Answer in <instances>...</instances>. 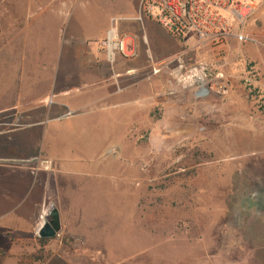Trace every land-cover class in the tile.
Masks as SVG:
<instances>
[{"label": "rangeland", "instance_id": "374dc122", "mask_svg": "<svg viewBox=\"0 0 264 264\" xmlns=\"http://www.w3.org/2000/svg\"><path fill=\"white\" fill-rule=\"evenodd\" d=\"M137 3L77 0L73 12L119 16L110 22L130 52L128 27L138 22L128 16ZM246 30L257 43L207 44V53L259 45L264 59V0ZM115 58L105 63L117 87L114 71L132 56ZM197 59L212 62L188 55L184 63ZM246 76L233 91V119L242 123L231 124L232 139H224L223 123L201 119L195 138L160 142L129 132L130 98L74 106L70 91H19L15 77H0V264H264V68L249 67ZM218 84L223 91L205 97L220 104L226 87ZM18 129L28 135L22 150ZM50 206L60 228L39 240L35 228Z\"/></svg>", "mask_w": 264, "mask_h": 264}, {"label": "crops", "instance_id": "0c3cea01", "mask_svg": "<svg viewBox=\"0 0 264 264\" xmlns=\"http://www.w3.org/2000/svg\"><path fill=\"white\" fill-rule=\"evenodd\" d=\"M76 1L0 0L1 78L15 77L19 91H70L68 102L74 106L93 103L113 106L130 98L136 104L133 105L129 132L142 133L149 141L193 139L200 134L198 125L201 119L208 123H223L224 139H232L231 124L242 123L241 116L239 121L233 119V91L237 81L240 80L241 85V80L247 79L249 67L264 68L259 45L242 46L238 52L229 51L223 55L207 53L206 43L194 44L192 32L186 33L181 40L176 39L156 21L143 15L140 20L131 19L137 20L138 27L129 25L131 30L128 34L122 33L127 34L129 48L134 50V54L128 66L114 71L117 74L114 80L117 87H114L98 42L108 28L118 31L110 18L119 16L110 13L101 17L99 13L95 17L81 10L73 12ZM109 7L114 11L119 5ZM134 10L136 13L137 5ZM255 18L259 28V13ZM177 53H182L184 62L191 55L207 58L218 67L214 69L211 81L224 80L226 92L222 103H216L211 94L197 99L192 88L176 81L174 64L163 65L162 62ZM220 57L224 62L221 68L218 64ZM155 67L158 70L151 73ZM73 81L79 84L74 85ZM239 92V99L242 100L243 90L240 88ZM243 96L246 98L244 92ZM215 109H221V113L217 115ZM53 111L59 113L56 107ZM18 130L15 132L16 146L22 150L28 135L26 131ZM39 134L40 128L37 130L38 140ZM7 145H4L6 151ZM262 154L264 126L260 122L259 156ZM260 257L264 259V251ZM55 264L67 263L59 261Z\"/></svg>", "mask_w": 264, "mask_h": 264}, {"label": "built area", "instance_id": "2783aa9c", "mask_svg": "<svg viewBox=\"0 0 264 264\" xmlns=\"http://www.w3.org/2000/svg\"><path fill=\"white\" fill-rule=\"evenodd\" d=\"M259 0H139L132 18L140 20L145 15L160 24L170 35L181 40L186 33L194 34V44L221 45L227 42L257 43L246 30L249 18L257 10ZM116 19L111 17L110 20ZM107 61L116 55L131 56L125 50L124 36L108 28L98 42ZM175 63V79L183 86L192 88L195 98L205 97L211 89L223 91L222 84L209 83L214 72L212 62L202 59L184 63L182 53H177L162 62ZM158 70L152 68L151 73Z\"/></svg>", "mask_w": 264, "mask_h": 264}, {"label": "water", "instance_id": "95a60500", "mask_svg": "<svg viewBox=\"0 0 264 264\" xmlns=\"http://www.w3.org/2000/svg\"><path fill=\"white\" fill-rule=\"evenodd\" d=\"M46 215L47 218L41 219L35 228V234L38 237H52L60 228L58 213L54 206L48 208Z\"/></svg>", "mask_w": 264, "mask_h": 264}, {"label": "trees", "instance_id": "16d2710c", "mask_svg": "<svg viewBox=\"0 0 264 264\" xmlns=\"http://www.w3.org/2000/svg\"><path fill=\"white\" fill-rule=\"evenodd\" d=\"M38 239H39V240H44L45 238H43V237H38Z\"/></svg>", "mask_w": 264, "mask_h": 264}]
</instances>
